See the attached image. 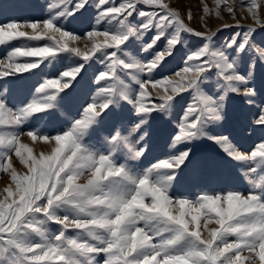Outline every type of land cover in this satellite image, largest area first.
Returning a JSON list of instances; mask_svg holds the SVG:
<instances>
[{
    "label": "snow or ice",
    "instance_id": "6c2138e0",
    "mask_svg": "<svg viewBox=\"0 0 264 264\" xmlns=\"http://www.w3.org/2000/svg\"><path fill=\"white\" fill-rule=\"evenodd\" d=\"M212 2L209 8L201 0L205 16L223 19V10L235 21L237 9H247L264 29L258 15L264 0ZM89 8L94 17L84 38L90 46L70 47L82 37L66 25ZM46 14L42 21L0 23V46H9L0 58V173L10 178L0 192V264H264V141L243 151L211 131L224 120L229 97L255 104L256 67L264 66L256 27L236 22L197 31L165 0H48ZM187 19H194L190 10ZM224 29L236 30L220 40ZM190 37L195 43H187ZM179 48L186 51L174 73L178 79H154ZM92 62L100 65L95 91L68 119L69 93ZM44 64L59 78H70L60 85L68 92L46 91L60 79L45 76L14 103L18 85L6 78L19 79L18 73ZM149 84L161 90L155 97ZM184 93L189 100L169 137L168 153L137 169L133 162L148 151L153 113L171 116ZM105 118L110 129L90 143ZM53 121L67 127L47 130ZM255 124L264 126V101ZM24 134L50 151L34 155L20 141ZM205 139L237 166L245 192L174 194L178 173L189 163L199 169L191 145ZM13 154L25 173L12 166Z\"/></svg>",
    "mask_w": 264,
    "mask_h": 264
},
{
    "label": "rangeland",
    "instance_id": "374dc122",
    "mask_svg": "<svg viewBox=\"0 0 264 264\" xmlns=\"http://www.w3.org/2000/svg\"><path fill=\"white\" fill-rule=\"evenodd\" d=\"M165 2L168 3L173 10H177L181 17L184 18L185 23H189V26L197 31H205V26L212 31H216L224 24L239 22L246 27H256L257 31L254 35L255 41L257 43L264 42V29H261L255 23L247 9L238 8L235 14V21H233L223 10H221L223 19L216 18L215 16L211 18L205 16L201 11L203 7L201 0H165ZM205 2L208 3L209 8L215 7L212 0H205ZM228 2L229 4H239L240 0H228ZM47 3L48 0H0V23L7 22L10 19L18 21H42L47 18ZM117 3H119V0H117ZM189 10L194 18L191 22L187 19ZM258 15L261 22H264V11H261ZM201 16H204V19H201ZM93 17L94 10L89 8L83 16H78L76 20L66 25L69 30L76 32L82 37L75 42H69L70 47H79L81 50H84L86 43L90 46L91 42L86 41L84 34L89 30V22ZM22 30L31 31L30 29ZM235 30L236 29H224L219 33L218 39L222 40ZM195 39L194 37H190L187 43H195ZM39 43L43 46L44 42L41 41ZM15 44L16 42L14 41L11 46H15ZM8 47L9 46H0V58H4ZM161 47H163V42L158 45L156 51H159ZM185 51L186 49L179 48L172 57L167 58L161 68L154 73L153 78L160 79L161 77H168L171 79H178L174 76V73L182 67V58ZM147 58L151 57L149 56ZM36 59L38 58H21V62L23 60L34 61ZM99 69V63L92 62L89 66H86L83 75L76 78L74 82L75 86L72 87L69 93L73 102L70 105L71 116H69L68 119L77 116V111L82 102L95 91L96 85L92 83V81L94 79V74ZM17 76L19 79L15 77L6 78L8 81L15 79L18 85L17 88L13 89L14 103L22 100L29 89L38 87L45 76L49 78H59L56 69L49 67L47 64L41 65L38 69L31 70V72L18 73ZM59 79L60 84H58V86L56 85L55 88H50L46 91L50 93L57 91L60 92L61 95H63L64 92H68L67 89H61L60 85L70 78ZM253 84L257 91L255 104L248 105L239 97H229L226 101L224 120L211 129L213 134L229 137V139L243 151H250L257 143L264 141V126L255 124V119L258 118L259 106L261 102L264 101V66L257 65ZM146 87L153 97L156 96L158 91H161L160 89H152L150 84ZM178 99L179 103L171 116H161L159 113H153V118L150 122L152 134L147 140L148 151L142 160L133 162V165L137 169H144L150 166L151 163L156 162L157 157H161L168 153L169 137L175 131V122L179 118L183 107L188 102L189 95L188 93H184L182 97ZM117 111H119V109H117ZM123 115L126 117L130 116L127 107L124 109ZM110 125L111 121L105 118L100 126L96 128L89 142L96 144L98 140H102L110 129ZM62 127H67V124L53 121L47 125V130H59ZM23 131L26 132L27 128L23 129ZM20 141L32 148L34 155H38L39 152L47 153L50 151V146L48 144L43 141L34 142L26 134L20 136ZM191 147L193 149V160L197 161L200 167L198 170L194 171L193 165L189 163L187 167H184L183 170L178 173L179 180L177 181L176 191L174 193L176 196H193L201 191L219 192L221 189L226 190L227 188H233L241 192L246 191L248 185L240 175L239 169L216 145L205 139L195 141ZM11 162L17 173L23 174L26 172V169L19 163L14 154L11 157ZM121 162H123V154H121ZM86 179L87 177L85 176L80 182L83 183ZM9 183V175L7 173H0V192H2ZM175 210L178 209H174V211ZM57 227L56 225H52V230L55 231ZM209 227H215V225H209ZM244 255H248V253H244ZM256 264H258V261Z\"/></svg>",
    "mask_w": 264,
    "mask_h": 264
},
{
    "label": "bare ground",
    "instance_id": "6f19581e",
    "mask_svg": "<svg viewBox=\"0 0 264 264\" xmlns=\"http://www.w3.org/2000/svg\"><path fill=\"white\" fill-rule=\"evenodd\" d=\"M197 24H198V23H197ZM197 26H198V25H197ZM197 26H196V27H197ZM99 39H101V40H102V37H101V38H99ZM57 86H58V85H57ZM235 100H236V99H235ZM238 105H239V104H238ZM44 143H45V142H44ZM44 143H43V144H44ZM39 144H40V143H39ZM41 151H43V150H41ZM36 152H37V151H36ZM39 153H40V152H39Z\"/></svg>",
    "mask_w": 264,
    "mask_h": 264
}]
</instances>
